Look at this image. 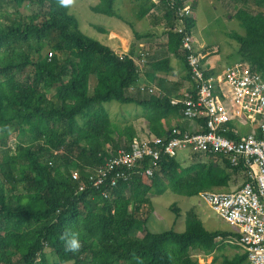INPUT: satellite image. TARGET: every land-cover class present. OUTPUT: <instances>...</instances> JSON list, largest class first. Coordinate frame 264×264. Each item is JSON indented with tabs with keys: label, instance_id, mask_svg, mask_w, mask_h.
Segmentation results:
<instances>
[{
	"label": "trees",
	"instance_id": "obj_1",
	"mask_svg": "<svg viewBox=\"0 0 264 264\" xmlns=\"http://www.w3.org/2000/svg\"><path fill=\"white\" fill-rule=\"evenodd\" d=\"M13 1V12L22 17L0 27V264H200L192 251L205 258L222 250L226 240L238 239L235 232L206 229L193 210L182 232H152L146 226L150 197L165 189L196 196L203 190H231L229 184L241 176L244 183V169L222 156L191 152L185 166L176 155L164 156L151 176L134 173L131 181H119L109 198L94 188L74 194L70 169L84 173L102 162L107 146L126 149L137 134L132 125L120 128L112 122L106 103L141 107L155 131L181 117V104L131 90L139 79L131 56L81 33L70 9L57 0ZM158 2L141 5L139 16L165 8L172 18L166 49L187 67L180 34L172 27L176 5L189 2ZM114 4L98 0L89 7L120 18ZM189 4L194 10L196 0ZM223 5L245 30L229 34L238 44L239 61L264 76V0H225ZM2 13L8 20L10 14ZM185 20L192 28L194 20ZM149 66L166 68L167 63ZM11 134L16 140L9 144ZM60 145L62 153L55 154ZM137 223L140 234L134 233ZM66 230L79 234V251H66L61 239ZM44 248L56 260L49 261ZM245 262L246 255L236 252L222 256L220 264Z\"/></svg>",
	"mask_w": 264,
	"mask_h": 264
},
{
	"label": "built area",
	"instance_id": "obj_2",
	"mask_svg": "<svg viewBox=\"0 0 264 264\" xmlns=\"http://www.w3.org/2000/svg\"><path fill=\"white\" fill-rule=\"evenodd\" d=\"M174 15L173 30L180 34L179 47L185 53L192 83L191 91L179 101L181 116L196 127L170 125L160 131L148 128L136 134L126 149L114 151L107 146L102 162L87 167L84 173L70 169L74 194L79 196L94 188L101 190L103 198H109L119 181H131L136 172L151 176L162 157L178 151L225 157L232 166L244 169L247 180L232 190H203L197 196L235 228L238 239L226 241L239 246L246 255L244 264H264V76L239 60L222 72H209L185 20H193V8L181 2ZM147 54L140 52L135 62L139 69L147 61ZM138 88L153 92L145 86ZM62 151L60 145L54 153ZM195 257L203 259L197 253Z\"/></svg>",
	"mask_w": 264,
	"mask_h": 264
},
{
	"label": "rangeland",
	"instance_id": "obj_3",
	"mask_svg": "<svg viewBox=\"0 0 264 264\" xmlns=\"http://www.w3.org/2000/svg\"><path fill=\"white\" fill-rule=\"evenodd\" d=\"M148 1L150 2V0H115L114 7L120 18L93 12L89 5L98 2V0H75L74 5L69 7V9L70 13L74 15L81 33L112 47L114 40L108 37L109 32H119L122 35L126 34V32H142L145 24L144 21L139 19V9L141 5L146 4ZM187 2L190 3L191 0H187ZM15 7L13 0H0V13L10 14L8 20L0 17V23H2L0 27H4L6 21L9 24L14 22L16 24L21 19L20 13L13 12L16 10ZM24 7L25 13H28L29 5L26 4ZM194 9L193 18L195 19L192 34L196 40L195 46L197 47L203 43L209 48L214 47L217 51V57L223 60V63L237 59L239 57L237 54L238 44L229 34L234 32L244 34L245 30L239 25L238 20L233 17L234 13H228L226 7L216 0H196ZM164 12L165 8L158 6L155 10L151 9L148 13ZM149 41L152 40L150 39ZM153 43H150V45H153ZM2 53H5V51H2ZM105 109L109 114L110 120L118 124L120 128L125 125H132L136 133L144 130L146 121L141 107L132 103L120 104L116 101H110L105 104ZM243 132L247 131L244 130ZM8 139L9 144H12L16 140L15 134H11ZM176 157L182 161L184 166L192 160L190 153L184 150L178 151ZM242 181V176L237 178L229 184V189L237 188ZM150 199L152 213L148 216L146 226L152 232H163L171 229L182 232L185 229L186 215L190 210H193L198 215L203 226L210 231H236L235 228L220 218L210 206L200 200L197 195L185 196L165 189L159 195H152ZM174 207L179 209L178 213L174 211ZM141 229V224L137 223L134 233L140 234ZM232 240L234 241L233 238L230 241ZM224 245L222 250L213 254L214 259L210 260L208 256L200 260L199 263L220 264L222 256L231 257L234 253L239 252V247L233 243L231 244V242L225 241ZM44 252L49 261L56 260L47 248H44ZM191 254L195 258V251H192Z\"/></svg>",
	"mask_w": 264,
	"mask_h": 264
},
{
	"label": "crops",
	"instance_id": "obj_4",
	"mask_svg": "<svg viewBox=\"0 0 264 264\" xmlns=\"http://www.w3.org/2000/svg\"><path fill=\"white\" fill-rule=\"evenodd\" d=\"M216 1H219V3L222 5L223 2H225V0L223 2L220 0ZM152 10H155V8ZM228 13L233 12L228 11ZM139 19L144 21L145 24L142 32H126L124 35L120 34L119 32L108 33V37L114 40L112 48L117 54L120 53L124 55H130L135 62H137L139 59L140 52L147 51V61L142 64L139 69V79L136 86L133 88L134 91L139 86H145L147 88H152L153 92L139 93L141 96L148 97L149 95L146 94L166 96L172 99L174 102H179L181 99H183L185 93L191 91L192 83L189 79L188 69L184 61L166 49L168 40L167 31L170 29L172 18L171 16L167 15V13H145L143 16H139ZM194 19L195 18H193V20ZM174 24H176V22ZM150 39L152 41H149ZM152 42H154L153 45H150ZM197 49L204 54L203 63L207 70L211 73L222 72L226 66L239 60L238 57L237 59L232 60V62L223 63V60L217 57V51L214 49V47L209 48L203 43L197 46ZM156 62H166L167 66L166 68L165 66L158 68L157 66H149L151 63ZM176 122L181 124L184 128H191L194 126L196 127V124L194 125L193 122L184 120L182 116L180 118H172L170 125H175ZM148 128L149 125L146 121L144 130ZM144 130L140 132L137 131V134L143 132ZM239 252H241L240 249ZM208 256L210 257V260L213 258V255H207L206 257Z\"/></svg>",
	"mask_w": 264,
	"mask_h": 264
},
{
	"label": "clouds",
	"instance_id": "obj_5",
	"mask_svg": "<svg viewBox=\"0 0 264 264\" xmlns=\"http://www.w3.org/2000/svg\"><path fill=\"white\" fill-rule=\"evenodd\" d=\"M58 5L62 8H69L74 5L75 0H57ZM61 239L65 241L66 251L77 252L79 251L81 244L79 240V234L74 231L66 230Z\"/></svg>",
	"mask_w": 264,
	"mask_h": 264
}]
</instances>
